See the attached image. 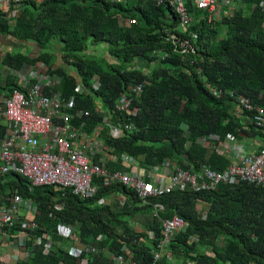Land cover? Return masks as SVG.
<instances>
[{"label": "trees", "instance_id": "trees-1", "mask_svg": "<svg viewBox=\"0 0 264 264\" xmlns=\"http://www.w3.org/2000/svg\"><path fill=\"white\" fill-rule=\"evenodd\" d=\"M186 1L193 14V4ZM238 1L242 8L231 17L213 26L197 19L185 33L178 34L195 47L196 54L187 56L174 53L166 41L177 34L180 24L168 6L99 0L25 3L17 18L0 10V37L34 43L41 52L3 50L0 57L14 71L44 64L50 75L59 76L61 81L53 91L74 98L76 109L90 113L89 118L74 124H84L85 131L101 127L106 117L112 125L119 121L133 125L134 131L125 132L120 139L111 137L107 128L99 134L105 146L114 150V157L127 155L144 169L171 160L192 173L202 165L223 172L230 161L216 150L220 144L228 138H264L251 124V114H236L240 97L264 108V0ZM122 20L135 23L127 28ZM53 41L61 44L62 60L72 71L57 64ZM99 46L107 47L113 62L87 55L91 47ZM154 52H162L164 59L154 57ZM137 60L148 66L136 64ZM16 80L13 75L0 79V91L20 89ZM95 82L100 84L98 90ZM137 85H144L141 99L132 108L138 114L130 117L118 112L121 95ZM5 129L2 120L0 136ZM213 137L218 141L213 142ZM201 139L211 145L203 146ZM108 166L118 168L111 162ZM99 187L93 199L82 200L51 186L32 187L18 173L2 177L0 206L9 201L7 197L19 194L36 209V228L21 229L16 224L9 229L8 235L24 232L23 249L29 255L17 263L0 264H79L86 253L79 257L69 253L70 244L59 235L60 226L71 228L82 246L94 244L97 248L96 254L86 256L88 264H114L113 257L125 253L131 264H264V188L240 183L201 194L176 190L139 207L135 194L123 186ZM116 195L129 203L128 210L106 204ZM102 199L105 205L98 206ZM155 206L162 208L156 216ZM175 216L185 222L186 230L169 245L172 261L154 263L152 251L161 237V221ZM138 217L149 218L144 230L133 228ZM100 236L103 238L95 242ZM46 241L51 244L47 255Z\"/></svg>", "mask_w": 264, "mask_h": 264}, {"label": "built area", "instance_id": "built-area-1", "mask_svg": "<svg viewBox=\"0 0 264 264\" xmlns=\"http://www.w3.org/2000/svg\"><path fill=\"white\" fill-rule=\"evenodd\" d=\"M45 1L47 0H0V10L16 13L25 3L39 5ZM99 1L110 4L143 2L172 8L180 24L175 31L177 34L171 35L166 41L172 44L174 53L181 56L195 55L196 50L189 40L181 38L178 34L185 33L197 19L204 20L211 26L216 25L223 18L231 17L235 10L241 7L238 0H190L194 8L191 14L186 0ZM261 7L264 12V3ZM134 23V20L123 21L127 28ZM153 56L164 59L162 52H154ZM1 59L0 57V64ZM11 74L17 79L20 89L0 91V124L3 120L6 126L0 136V179L10 173H18L26 178L32 187L51 186L57 191H69L82 200L93 199L100 185L103 188L121 185L135 194L140 201L139 207H146L150 199L160 198L176 190L201 194L214 192L222 185L240 183L264 188V148L240 157L223 172L202 165L198 172L192 173L182 169L177 162L166 160L162 166L147 171L151 173L143 170L134 174L125 173L124 166L132 160L126 155L114 157V150L105 146L99 134L107 128L111 137L120 139L124 137L125 132L134 131L133 125L121 121L112 125L109 117H106L101 127L87 132L84 124H74L81 118H89L90 113L76 109L74 98L68 99L53 91L55 77L50 75L47 69L42 67L35 71L26 65L20 71L12 70ZM99 87L100 84L95 82V90ZM143 91L144 85H137L131 88L127 95H121L116 110L134 117L139 112L135 108L132 109L134 102L141 99ZM213 94L216 97L221 95L217 91H213ZM238 104L241 112L252 115L249 118L251 124L264 133V108L254 107L243 97L238 98ZM211 140L217 142L218 138L213 137ZM227 141L235 142L236 139L228 138ZM199 143L203 146L210 145L207 139H201ZM95 159L97 162H94ZM108 162L121 167L111 170ZM158 168L167 172L169 184H163L164 176L159 173ZM94 181H98L99 185L94 184ZM7 199L9 201L0 206V242L3 246L5 243L11 244L15 237L18 238L15 246L19 248L21 255L13 260V263H17L26 260L29 255L23 249L25 235L24 232H16L14 235H8L7 232L16 224H21V229H35L33 217L36 209L28 201H23L19 194H13ZM105 203L106 200L102 199L97 205L104 206ZM154 209L155 216L158 210H162L159 206ZM58 230L62 239L73 242L69 253L79 257L85 252V257L79 264H88L86 256L97 253L94 244L82 246L79 237L71 228L60 226ZM185 230L186 224L179 217L161 221V237L152 251L154 263L161 259L172 261L169 245L175 235ZM101 238L103 237H97L95 242H99ZM44 246V253L47 255L51 244L47 242ZM113 258L114 264H131V257L126 253Z\"/></svg>", "mask_w": 264, "mask_h": 264}, {"label": "crops", "instance_id": "crops-1", "mask_svg": "<svg viewBox=\"0 0 264 264\" xmlns=\"http://www.w3.org/2000/svg\"><path fill=\"white\" fill-rule=\"evenodd\" d=\"M21 8H22V6L16 12L17 14L14 11H11V10L7 11V16L8 17L11 16L12 18H17L16 16H18V14L20 13ZM123 21L124 20H122V22ZM5 40H6V42L11 41V42H9L10 45L13 44V45H16L17 47L18 46L23 47V49H25L26 51H28V53H26V54L36 55V54H39L41 52V49L36 44H33V43H20L17 40H13V39H10L8 37H0V51H3V50L4 51H7V50L12 51V50H15V48H17L16 46H14V48L12 46L11 47L6 46L4 44V41ZM57 43H59V42L53 41L52 42V46H53V49H55V51H57L56 52V55H57V64H61L62 56L60 55V53H61L60 50H61V47L62 46H61V44H59L60 47H57ZM26 48H28V50ZM91 50H98V49L91 47L90 51ZM35 51H37V52H35ZM136 64H141V65L148 66V63L145 62V61H143V60H137L136 61ZM63 66L64 67L67 66L66 68L69 71H72V68H70L69 65H66L64 63ZM27 67H32L35 71L40 70L42 67H44L46 69V67H45L44 64L32 65V66L31 65H27ZM7 75H10L11 76L12 74H11V72H10V74L9 73H6L3 77L0 76V79L4 81L5 80V77ZM54 77H55V87H56V85L60 83L61 78L59 76H56V75H54ZM16 82H17V80H16ZM55 87L53 89H55ZM236 114L239 115V116H241L243 114L241 112V110L239 109V107L237 108ZM248 124H250L249 121H248ZM78 125L79 124H77L76 126H78ZM262 148H264V138H262L261 136H253V137H243V139H241V140H237L236 139L235 142H228L226 140V143L225 144H220L216 148V150L218 151L219 154L227 157L228 160L230 161V165H231V164L235 163L240 157L245 156V155H248V154L255 153V152L259 151ZM121 156H125V155H121ZM121 156H119V158ZM131 160H132L131 163L125 165L124 168H123V171L125 173L134 174L138 170L139 171H142L143 170V171L147 172L148 170L151 169V168L144 169V168H142L143 166H142V164L138 160H135V159H131ZM117 167L118 168L117 169H114V170H118L121 166L117 165ZM158 169H159V173L164 176L163 181H162L163 184H169V179L167 177V172L164 169H162V168H158ZM147 173H151V172H147ZM106 204L112 206L114 209L115 208H122L123 207L124 209L126 208L128 210L129 207H130L129 206V203L127 201H125L123 198H121L119 195L113 196L111 198V200H109V203H106ZM148 220H149V218L147 219V218H143V217H138L134 221V223H132L133 228H135L136 230H139V231L140 230H144L145 229V226L147 225ZM68 243L70 244V248H72L73 242L68 241ZM1 245H2V242H1ZM76 246H77V244L75 243L74 244V247H76ZM20 255H21V252L12 243L11 244H6L5 243L3 246H1V249H0V261H2L3 263H13V260L15 258L20 257Z\"/></svg>", "mask_w": 264, "mask_h": 264}, {"label": "rangeland", "instance_id": "rangeland-1", "mask_svg": "<svg viewBox=\"0 0 264 264\" xmlns=\"http://www.w3.org/2000/svg\"><path fill=\"white\" fill-rule=\"evenodd\" d=\"M11 41H8L6 42V40L4 41V44L6 46H9V47H13L16 46V45H13L10 43ZM34 44V43H33ZM60 43H57V47H60L59 45ZM17 47V46H16ZM28 50V48H26ZM98 50H91L88 55L89 56H96L98 58H102V59H107L109 62H113V60L108 56L107 54V47L106 46H99L98 48H96ZM16 51H21V52H24V53H28V51H26L25 49H23V47L21 46H18L17 48H15ZM37 52V51H35ZM62 60V59H61ZM61 64L64 65V62L63 60L61 61ZM67 67V66H66ZM11 70L5 66H3L2 64H0V76L3 77L6 73H9L10 74ZM211 145V144H210ZM227 158V157H226ZM12 243L15 245L16 242H18V238L15 237V239H12ZM7 244V243H6ZM19 249V248H18Z\"/></svg>", "mask_w": 264, "mask_h": 264}]
</instances>
